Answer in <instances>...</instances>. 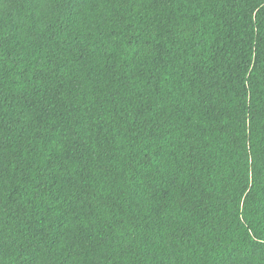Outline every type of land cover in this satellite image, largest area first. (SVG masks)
<instances>
[{"label":"trees","instance_id":"1","mask_svg":"<svg viewBox=\"0 0 264 264\" xmlns=\"http://www.w3.org/2000/svg\"><path fill=\"white\" fill-rule=\"evenodd\" d=\"M0 264H264V0H0Z\"/></svg>","mask_w":264,"mask_h":264}]
</instances>
